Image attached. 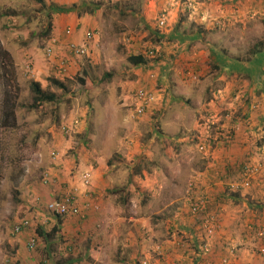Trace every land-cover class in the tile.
I'll return each instance as SVG.
<instances>
[{
  "label": "rangeland",
  "instance_id": "rangeland-1",
  "mask_svg": "<svg viewBox=\"0 0 264 264\" xmlns=\"http://www.w3.org/2000/svg\"><path fill=\"white\" fill-rule=\"evenodd\" d=\"M199 1L0 0V98L8 94L15 109V124H0V264H198L216 244L217 264H264V62L251 61L264 46V7L222 24L199 19ZM222 1L236 5L213 0L208 11L219 12ZM92 4H100L94 14ZM73 5L84 6L62 9ZM68 13L86 20L65 24L60 43L54 22ZM67 28L83 30L89 57L69 55ZM131 55L148 63L135 66ZM62 58L71 66L65 76L57 71ZM32 82L55 101L32 108ZM140 88L156 98L142 117L132 107ZM224 131L233 138L224 141ZM70 188L88 210L62 219L48 237L59 223L48 205ZM219 194L220 206L192 212L200 198L210 204ZM24 219L30 227L13 234ZM138 224L148 228L142 241ZM103 249L110 261H98ZM185 250L192 256L184 262Z\"/></svg>",
  "mask_w": 264,
  "mask_h": 264
},
{
  "label": "built area",
  "instance_id": "built-area-1",
  "mask_svg": "<svg viewBox=\"0 0 264 264\" xmlns=\"http://www.w3.org/2000/svg\"><path fill=\"white\" fill-rule=\"evenodd\" d=\"M159 26L162 28H166L168 26V18L165 14H162L160 20H159ZM74 33V30L68 28L66 30L67 36H72ZM95 36V33L88 32L86 34V38L88 40L93 39ZM46 55L48 57H53L55 55L54 53V45L48 44L45 48ZM67 50L71 56H74L76 58H85L90 56V48L87 44H77L75 42H70L68 44ZM153 55V52L151 53ZM71 69L70 61L68 58H62L58 60L57 63V71L61 75H66L69 73ZM134 105L136 106V111L138 116H143L145 109L151 108V106L155 102V98L152 94L145 91L144 89H140L137 91V93L133 96ZM66 135L72 134V131L70 129H64ZM225 136V135H224ZM226 141H229L231 139L230 135L225 136ZM202 150L205 149V146L201 147ZM58 154L55 152H52V157L57 158ZM50 182V176L49 174H45L44 176V183ZM83 185L84 187H89L91 185V174L86 173L83 176ZM78 188H71L70 191L65 192L61 195L60 198H55L52 200L48 205V211L52 213L55 217H61V218H69V217H77V216H83L85 214V211L88 210V206L83 208L79 202H78ZM193 212H199L205 209L206 202L200 201L198 203L193 204ZM30 227V222L27 219L22 220L20 223L16 224L13 230V234L18 235L27 230ZM29 246L31 249L36 247V239H32L29 243ZM226 263V260L223 262ZM146 264V263H144Z\"/></svg>",
  "mask_w": 264,
  "mask_h": 264
},
{
  "label": "trees",
  "instance_id": "trees-1",
  "mask_svg": "<svg viewBox=\"0 0 264 264\" xmlns=\"http://www.w3.org/2000/svg\"><path fill=\"white\" fill-rule=\"evenodd\" d=\"M40 1H42V0H40ZM260 1H262L261 4L264 7V0H260ZM99 5L100 4H97V6H96V4H92L91 6L89 5L88 6V9H87L88 12L91 13V14H94L95 11H96V9L99 7ZM83 6L84 5H81V6L78 7L77 5H73L71 9L70 8L69 9L68 8H62V9H65L66 12H69V11H78ZM55 10L61 11V8H56ZM81 13L82 12H80L79 15H81ZM256 47H254V49H256V50H254L252 52V56H254V57H253V59L251 61H255L256 64L257 63L258 64H262V62H264V46L262 44H260L259 46H256ZM3 53H4L5 57H7L9 59V61H12V59H11V57H10V55H9L8 52H6V51L3 50ZM129 62L131 64L135 65V66H141V65L147 64L148 63V60L146 59V57L144 55H131L129 57ZM106 76H108V75H106ZM79 82H80V85L83 88H87L88 87L86 85L87 80H86V74H85V72H83L82 74H80ZM51 84L52 85H55V86H57V87H59V88H61L63 90L65 88L64 84H62L61 82H59L58 80H55V79L51 80ZM31 88H32V91L34 93L33 103L31 104V107L32 108H39L43 104H45L46 102H49V103L50 102H54L55 99H56V96L54 94H52V93H50L48 91L43 90V88L41 87V84L38 83V82H32L31 83ZM140 89H144L145 91H147L150 94H152L153 97L155 98V95L149 89H147V88H140ZM140 89H138V90H140ZM137 91L134 93V95L137 93ZM132 107H133V110H134V114L136 116H138L137 115V111H136V106L134 105ZM148 112H149V108L145 109L143 116L146 115ZM0 113H1V119H0L1 126L8 127L9 125L15 124V109H14V105L12 103V99H11V97L8 94H6V98H4V99L0 98ZM138 117H142V116H138ZM228 132H230V134ZM225 134L230 135L231 136V139L233 138V135H232V132L231 131H224L223 132V136H222L223 139H224V141H226L225 136H224ZM225 173L226 174L229 173V170L226 171ZM70 190H71V188L69 189V191ZM235 193H236L235 195L237 196V198L240 199L239 198V196H240L239 192H235ZM61 195H62V193H60L59 195H57L56 198H60ZM206 198H207V200H206ZM206 198H204V199H201L200 198L198 200L199 202L200 201H205L206 202L205 210L199 211L201 213L202 212H205V211H206V213L210 212V210H213L214 209L213 207L215 206V203H217L220 206V203H222V201L224 200V196H222V195L219 194L216 197V200H214L213 202H211L210 204H208V200L209 199H208V197H206ZM198 201H196L195 203H198ZM191 208H192V212H193V207H191ZM199 212H196V213H199ZM193 213L195 214V212H193ZM58 218H59V223L53 228V230H52L53 234L52 235L51 234H48L47 235L48 237H52L53 235L56 234V232L60 231L59 229H60L61 225H63L62 219H66V218H61V217H58ZM193 230L194 229L190 228L189 231L192 232ZM38 234L41 235V236H43L42 230H39ZM217 246H218V244H217ZM218 248H216V246L213 245L210 253H205L204 261H202L203 260L202 259L201 260L202 262L200 261V264H205V260H209L210 263H208V264H217L216 263V260H218V259H215V256L219 252ZM68 264H71V263H68Z\"/></svg>",
  "mask_w": 264,
  "mask_h": 264
},
{
  "label": "crops",
  "instance_id": "crops-1",
  "mask_svg": "<svg viewBox=\"0 0 264 264\" xmlns=\"http://www.w3.org/2000/svg\"><path fill=\"white\" fill-rule=\"evenodd\" d=\"M56 1H58V0H56ZM73 1L74 0H61V3L63 5H70V4L73 3ZM249 1L250 0H233V2H235L234 4H236V5H231L232 3H229V2H226V1H222V2H220L218 4L222 9L220 8L219 12H217V13H213V12L211 13L207 9L208 8L207 4L209 2H213V0H200L198 5H197V6L200 7V11H199V15L198 16H199V19H200V16H202L201 17L202 19H206L208 17L206 20L215 19L216 22L222 23V24H225V22H231L232 20H235V21H243V20H245V21H247L248 19H251L249 15L253 16L254 15V11L258 12L260 10L258 8L261 7V2H262V1L257 2L256 0H254L253 2L250 3ZM235 7H237L236 8L237 10L235 9ZM71 14L72 13H68V15H66L65 17H61V15H59L60 17L58 19H56L55 22H54V34H55V36L58 37L57 40L60 41V43H63V40H65L64 37H63V28L65 27L64 26L65 24L66 25L67 24H71V25H73V24L75 25L76 24V28H78L79 27L78 24H81V23L83 24L85 22V20H86V18H80V17H78L79 20H77L74 17H70ZM203 21L204 20H201L200 23L203 22ZM202 25H205V27H206L207 26V22L204 21L202 23ZM82 31L83 30H80V29H79L78 33L76 31L75 34L70 38V40L75 42V43H77V44H81V42L83 40ZM60 36H62V37L60 38ZM54 41L58 45V42L56 40H54ZM219 55H221V53ZM231 68L234 69L233 66H231ZM105 213L107 215V212H105ZM145 231L147 232L148 228L146 226H144V225L138 224V226L135 228V232H136V236L138 237L137 238L138 241H142V239H144L143 235H144ZM140 243L142 244V242H140ZM133 246H134V243L132 242V244L129 245L128 247H133ZM216 248H217V244H216ZM115 251H116L115 254L118 255L119 254V248H116ZM126 252H127V250H126ZM137 252L139 253V256H140L139 259H141L142 262H145L146 258L148 257V254H147V251H146V246H144L143 244H142V246H138ZM183 253H184V262L188 261L190 256H192L186 250ZM106 254H107V250L106 249L101 250L100 253L98 254V261L103 260V257ZM137 254H133L132 258H135V255H137ZM142 255H145V257L142 256ZM106 256H107L106 257L107 260L110 261L111 259H110V257H108V254ZM204 256H205V254L202 256V258L195 259L194 263L197 262L199 264L202 259H203L202 261H204ZM125 259L127 260V258H125ZM208 263H210L209 260H205V264H208Z\"/></svg>",
  "mask_w": 264,
  "mask_h": 264
},
{
  "label": "clouds",
  "instance_id": "clouds-1",
  "mask_svg": "<svg viewBox=\"0 0 264 264\" xmlns=\"http://www.w3.org/2000/svg\"><path fill=\"white\" fill-rule=\"evenodd\" d=\"M67 29H68V28H67ZM67 29H66V30H67ZM71 42H72V41H71ZM70 56H71V55H70ZM66 75H67V74H66ZM64 76H65V75H64Z\"/></svg>",
  "mask_w": 264,
  "mask_h": 264
}]
</instances>
